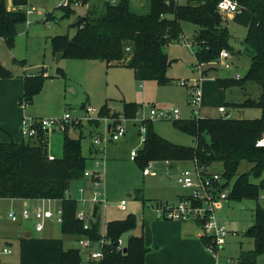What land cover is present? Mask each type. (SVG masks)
Listing matches in <instances>:
<instances>
[{"label":"trees","instance_id":"16d2710c","mask_svg":"<svg viewBox=\"0 0 264 264\" xmlns=\"http://www.w3.org/2000/svg\"><path fill=\"white\" fill-rule=\"evenodd\" d=\"M15 9H9L7 0H0V37L12 47L18 24L27 21L29 0H11ZM87 4L84 15H79L72 26L73 36L56 35L52 38L55 52L76 59H98L112 65H127L134 69L138 81L152 79L159 84L170 81L167 70L174 61L168 56L166 47L178 42L183 32L182 21L200 27L194 37L197 49L196 65L217 60L223 49L234 51L230 42V30L223 23L217 10V0H150V11L146 14L134 12L130 0H79ZM241 11L234 21L247 27L245 43L251 63L244 77H215L219 87L243 86L254 83L260 87L257 98L247 97L241 104L258 106L262 115L256 118L233 117L222 114L200 116L189 119H174L173 125L181 132L195 137L196 145L175 143L155 129L154 123L146 119V140L137 150L134 160L144 169L150 161H171L199 165L213 169L221 163L220 186L232 187L229 199L253 198L257 205L253 213V224L246 231L253 238L254 248L242 251L237 264H256L257 257L264 253V207L259 203L264 191V0H238ZM64 16L74 13V8L62 5ZM129 48V50L127 49ZM56 53V54H57ZM58 72L64 73L61 67ZM207 72H203L202 75ZM12 70L0 63V77H12ZM65 75V74H64ZM48 75L44 70L24 78L21 103H30L40 91ZM139 104L124 101L122 111H112L106 101L99 115L134 118ZM89 120V119H88ZM99 125L97 118L88 123ZM81 128L82 123L66 122L63 129V153L61 157L49 158L48 133L38 129L30 139L0 141V198L51 199L61 202V231L65 235L100 236L99 218L85 230L83 222L76 216L78 201L67 195L72 183L84 178L88 157L83 154L82 138L72 137L70 127ZM263 139V144H258ZM243 161L251 167L238 174ZM254 178H261L254 182ZM139 197V196H138ZM142 198V197H141ZM142 200H145L142 198ZM137 226L135 214L107 223V234L117 240L123 233ZM206 245L217 249L210 236L203 234ZM126 251L120 252L114 245L106 249L103 264H145L148 247L142 235L130 234ZM79 248H65L61 237H38L25 235L20 238V262L17 264H81ZM0 264H15L3 261Z\"/></svg>","mask_w":264,"mask_h":264},{"label":"rangeland","instance_id":"374dc122","mask_svg":"<svg viewBox=\"0 0 264 264\" xmlns=\"http://www.w3.org/2000/svg\"><path fill=\"white\" fill-rule=\"evenodd\" d=\"M66 7L74 8V13L64 16L62 5L66 0H29L24 8L27 10V21L18 24V33L12 47H9L3 38L0 37V63L15 71L17 75L36 74L41 70L48 75L40 91L35 95L30 103H21L19 95L23 90V77L13 75L12 77H0V140H8L11 136L19 137V125L24 118H57L61 119L66 113L72 116L86 117V106L90 105L97 109V112L90 114L94 118L99 116L101 106L108 100L112 111H122L124 101H133L139 104V110L134 118H126L124 121L126 133L119 140H102L103 154L106 157L105 175V196L106 201L101 202L99 209V222L101 230L105 231L107 222L114 219H124L129 213L135 214L137 227L124 235L126 239L130 234H141L142 224L148 223L149 213L147 206L156 198L173 199L177 194L185 193L176 183V170L168 171L163 161H154L152 169L156 174L144 175L142 168L135 160L130 158L132 149H140L143 146L141 134L138 133L140 126H134L142 117L145 119L151 106L165 109L177 107L180 109L181 117L189 119L192 117V108L189 104L192 79L202 77L200 85L202 88V110L201 115H211L217 117L221 115L218 111L220 105L226 106L230 116L243 118H256L262 115V109L258 106H243L241 102L251 96L257 98L260 94V87L254 83H246L243 86H229L223 88L217 85L215 77H234L239 74L244 77L251 63V56L247 51L245 37L247 27L234 21V15L223 16V23L230 30V42L234 47L230 60L232 66L225 69L219 63H206L196 65L195 50L197 44L194 37L200 27L194 23L182 21L183 32L178 42H171L166 51L168 56L174 61L167 70L170 81L159 84L152 79L138 81L135 77L134 69L127 65L110 66L98 59H76L64 56L56 62V53L52 38L56 35L73 36L76 27L73 22L86 10L87 4H75L79 0H70ZM183 2V1H182ZM8 8L15 9L11 0H7ZM131 9L139 14H146L150 11V0H130ZM191 44V47L189 46ZM61 67L64 73L58 72ZM207 72L201 76V72ZM65 74V75H64ZM182 81H186L185 84ZM191 81V82H190ZM246 93V94H245ZM230 109H228V108ZM194 116V114H193ZM104 117V116H102ZM109 117V116H108ZM111 118V117H109ZM113 118V117H112ZM123 118V117H121ZM90 120V119H89ZM88 119H83V126L77 128L70 127L72 137L82 138L83 154L88 153L89 140L96 137L110 138L107 126L103 119H98L99 125L90 124ZM150 120V119H149ZM123 122V120H120ZM154 123L155 129L163 137L187 146H195V137L179 131L172 120H150ZM108 122H110L108 120ZM49 134L48 149L55 153H60L63 149V130L57 128L56 134ZM92 135V136H90ZM60 155V154H59ZM102 164V162H101ZM184 167V166H183ZM251 164L243 161L238 169V174L247 171ZM213 171H222L221 163L213 164ZM264 177V175L262 176ZM261 177V178H262ZM236 178V177H235ZM230 186L226 187L230 191ZM261 178H254V182H259ZM78 181H74L67 192V195L79 201L78 210L82 209L83 202L80 200L81 194L78 190ZM132 192L133 196H128ZM91 194L86 193L89 197ZM264 191L261 192L259 203L264 207ZM139 196V197H138ZM145 200H142V198ZM125 198L127 209L121 210L118 204ZM85 203L84 209L90 211L92 203ZM10 199L0 200L2 207L0 213V258L8 263L20 262V239L19 234L25 227L33 228V221H13L9 217ZM152 200V201H151ZM226 202V203H225ZM61 205L59 200L50 203L52 209ZM225 207L218 214L223 217L230 229H236L235 233L230 232L227 243L219 249V257L225 263L232 259V263L237 264V259L242 251L254 248V240L247 235L246 231L253 224V213L257 201L253 198L227 199L224 201ZM220 209H217V212ZM230 217V218H229ZM90 219V218H89ZM232 219L234 223L230 222ZM92 219L89 220L92 224ZM145 224V225H146ZM235 225V226H234ZM23 235V233H22ZM25 235V232H24ZM34 236H53L64 239L65 247L80 248L77 237L82 235H65L61 231L58 222L47 223L41 232L33 231ZM7 247L11 253H4ZM221 247V246H220ZM256 264H264V253L257 257Z\"/></svg>","mask_w":264,"mask_h":264},{"label":"built area","instance_id":"2783aa9c","mask_svg":"<svg viewBox=\"0 0 264 264\" xmlns=\"http://www.w3.org/2000/svg\"><path fill=\"white\" fill-rule=\"evenodd\" d=\"M179 3H182L183 0H175ZM71 2L66 0V3L63 5H68ZM80 1H77L75 4H80ZM217 10L222 16H231L241 11V6L238 3V0H217ZM191 47V44L189 43ZM192 48V47H191ZM129 50V48H127ZM231 52L223 49L220 52L219 57L213 63H219L225 69H230L232 66L230 60ZM200 67V65H198ZM201 76L202 72H201ZM240 77L239 74L235 75ZM202 77L192 79L191 83V93L189 97V104L192 108V117H200V109L202 105V88L201 80ZM183 84L186 81H182ZM87 116H72L70 113H66L63 118H30L23 120L21 124V133L22 136L26 139L35 137L38 134V129H43L46 133L54 132L57 128L62 130L65 127L66 122H75L82 123L83 119L94 118L90 114L97 112V109L91 107L90 105L86 106ZM219 111L222 114L229 115L226 106H220ZM147 117L150 120H174L180 119L181 112L177 107H169L165 109L157 108L151 106ZM97 119H103L106 126H109L107 132L109 133L110 138H94V143L98 146L99 150H103L102 140H119L126 133V127L124 121L126 118L121 117H95ZM123 120L121 122L120 120ZM145 117L140 118L138 121L141 123L139 130L141 134V141L145 142L146 140V125L142 122ZM108 120L110 122H108ZM258 144H263V139L259 140ZM137 155V150L133 149L130 153L132 159ZM55 156L49 154V158L53 159ZM154 161H150L144 169H142L144 175L156 174V171L152 169ZM99 165V160L95 162V169L86 168L84 176L92 180L94 185V190L92 191L91 201L93 204L100 205L101 202L106 201L105 194L102 190V180L101 172L98 170L97 166ZM177 182L181 185L182 188L187 189L189 194L183 196L178 200L173 201H153L150 206L160 218L164 219H177L181 221H198L201 225L203 234H206L211 237L215 245L222 246L227 243V238L231 230L227 227L225 223L219 220L217 215V209H220L223 206L224 201L228 199L229 191L226 188H223L224 183L221 184V178L219 171L212 169H207L205 166L199 165L196 161L192 165L184 166L180 169L177 174ZM83 193V188L79 190ZM264 197V195H263ZM81 201H86L83 197ZM101 207V206H100ZM118 208L121 210L127 209V200L123 199L118 204ZM2 207L0 205V213ZM62 208L59 206L56 209V212L52 208H46L43 205H36L34 207L25 205L20 213H17L15 210H9V217L13 221H18L19 219L30 220L33 219L34 227L37 231H42L45 229L47 223L56 221L59 224L62 223ZM76 216L79 220L83 222V228L89 230L91 224L89 222L92 217L88 216L87 211L79 209L76 213ZM90 218V219H89ZM80 243V253L83 256L81 259V264H103L106 249L109 245H114L115 249L120 252H124L125 245L122 243V240L118 238L114 240L108 236L107 231L101 232L99 238H92L89 236L82 235L78 238ZM212 248V247H211ZM4 253H11L10 248L5 247L3 249Z\"/></svg>","mask_w":264,"mask_h":264},{"label":"crops","instance_id":"0c3cea01","mask_svg":"<svg viewBox=\"0 0 264 264\" xmlns=\"http://www.w3.org/2000/svg\"><path fill=\"white\" fill-rule=\"evenodd\" d=\"M86 10H87V6H86ZM86 10H85V12H86ZM112 66H122V65H112ZM108 67H110V66L108 65ZM13 73H14V75H17V73L15 71H13ZM26 75H29V74L23 75L22 73H20L17 76L23 77V79H24ZM228 88H230V87H228ZM22 95H23V90L21 92V95H19V98H21ZM241 100L244 101L245 99H241ZM220 106H222V105H220ZM219 107H218V111H219ZM228 109H230V108H228ZM201 110H202V105H201V109H200V116H203V115H201ZM219 113H221V112L219 111ZM204 116H211V115H204ZM237 117H239V115H237ZM36 118H39V117H36ZM134 126H140V125L137 122H135ZM108 129H109V126H107V130ZM54 133L56 134V131H54L52 133L53 136L55 135ZM138 133H140V130L138 131ZM61 134L62 133L56 134V135H61ZM90 136H92V135H90ZM9 140H15L18 142L24 140V137L22 136V133H21V124L19 125V137L18 136H15V137L11 136L8 140H0V141H9ZM48 141H49V134H48ZM48 144H49V142H48ZM88 146H89L88 153L86 155L84 154L85 156L88 157V162H87L88 168L95 169L96 168L95 162L97 160H99V165L97 166V168L101 172V175H102V173H103V175H105V167L103 166V164L105 163L106 157H102L103 150L102 151L99 150L98 146L93 142V138L89 140ZM131 151H130V153H131ZM62 153H63V149L60 151V153L59 152L55 153V152H52L48 149V154H52L55 157H61ZM132 160H134V159H132ZM101 162H102V164H101ZM163 162L167 165L166 169L168 171H171L173 168H175L176 174H178L180 169L183 168V166H185V164H182L181 162H171V161H163ZM153 170H155V169H153ZM104 177H101V180H102V190L105 194V186H104L105 185V179H104ZM77 181H78V185H79L78 190H80V188H83V190H84L83 193H81L80 191L79 192L81 194L80 199L83 197L86 199V201H84V202L82 201L83 206L80 207L83 210H85L84 205L86 202H88V198L92 195V191L94 190V185L92 183V180L88 177H85V176L83 179L77 180ZM176 183L181 187V185L177 181H176ZM86 193H89L91 195L89 197H87V196H85ZM188 194H189V191H185V193L177 194L176 197H174L173 199L156 198L154 200L173 201V200H178V199H180L183 196H186ZM128 196H133V193L129 192ZM4 199H10L9 201H11V203L9 204V207H10V209L15 210L17 213H20L25 205H29L32 207H34L36 205H43L46 208H48V207L52 208L50 206V203L55 201V200H51V199L0 198V200H4ZM123 199H125V198H123ZM90 201H91V199H90ZM78 203H79V201H78ZM91 203H92V207L89 209L90 211H87V210H85V211H87L89 217H92V220H95V219L99 218L98 214L100 211V209H99L100 205H98V203H97V205H98L97 216L93 217V209H94L95 204H93L92 201H91ZM223 206L225 207V205H223ZM223 206L217 212V215L219 213L223 214V212H221L224 209ZM147 208L149 210L148 212L151 213L148 216V218L150 220V225H148V223L147 224L143 223L141 234L140 233L137 234V235H142L144 237V243L148 247V252L146 253V257H145V264H230V263H232V259H228L224 263L220 259V257L218 256L219 255V249L218 248L213 249V248H211V246L206 245L204 243V241L202 239V235H203L202 228H201V225L198 221H193V220L181 221V220H177V219L160 218L156 215V213L154 212V210L152 209V207L150 205L147 206ZM218 218H219V220H221L225 224H228L227 222H229V221H226L225 219H223V217L218 216ZM19 220L28 221V220H23V219H19ZM30 220L33 221V219H30ZM230 222L235 224V222L232 219H230ZM33 225H34V221H33ZM105 227H106L105 231H102L101 230V224H100V233L107 231V225ZM230 230L232 233H235L236 229L230 228ZM22 231L25 232V235L34 236L33 231H37V230L35 229V227H33V228L25 227ZM24 232H20L19 239L22 236H25ZM37 232H41V231H37ZM22 233H23V235H22ZM126 233H123L119 237L122 240V243L125 245V248L127 246V240H128V237L126 239H124V235ZM38 237H50L51 238L53 236H38ZM77 238H79V237H77ZM64 246H65V242H64ZM219 248L223 249L222 246ZM124 251H125V249H124ZM81 257H83V256L81 255Z\"/></svg>","mask_w":264,"mask_h":264},{"label":"water","instance_id":"95a60500","mask_svg":"<svg viewBox=\"0 0 264 264\" xmlns=\"http://www.w3.org/2000/svg\"><path fill=\"white\" fill-rule=\"evenodd\" d=\"M63 56H64V53H62V52H58V53L56 54V62H59L60 59H61ZM109 127H110V125H109ZM97 211H98V205L95 204V205H94V209H93V217H96V216H97ZM126 250H127V249L125 248V251H126Z\"/></svg>","mask_w":264,"mask_h":264}]
</instances>
